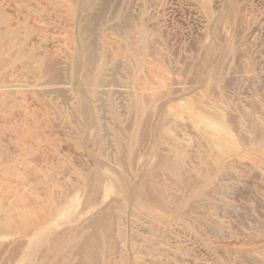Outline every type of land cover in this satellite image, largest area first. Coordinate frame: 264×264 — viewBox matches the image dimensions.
Masks as SVG:
<instances>
[{"label":"rangeland","instance_id":"obj_1","mask_svg":"<svg viewBox=\"0 0 264 264\" xmlns=\"http://www.w3.org/2000/svg\"><path fill=\"white\" fill-rule=\"evenodd\" d=\"M88 2L0 0V264H264V0Z\"/></svg>","mask_w":264,"mask_h":264},{"label":"bare ground","instance_id":"obj_2","mask_svg":"<svg viewBox=\"0 0 264 264\" xmlns=\"http://www.w3.org/2000/svg\"><path fill=\"white\" fill-rule=\"evenodd\" d=\"M47 1H48V4H55V3L59 2V3L63 4V5H65L67 7L69 15H71L77 21V24H79V25L85 24V22L82 19H80L78 16H76V14L78 13V11L80 9H84L83 6L88 4L89 3L88 1H91V0H87V2H82L81 0H47ZM107 4L109 5V3H107ZM1 6L2 5L0 4V8H1ZM6 18L8 19L7 15L5 17L0 11V25L6 23L4 25V26H6V31L5 32L4 31L0 32V40H2V41L3 40L7 41V38L10 36L11 33H13L12 29L7 27V19ZM5 44H8V42H6ZM12 49H13V47L10 48V50H12ZM2 53L3 52H2V47H1L0 48V54H2ZM119 53L120 54H118V55H123L125 52H124V50H122V51L120 50ZM38 70H39L40 73H42L44 71V63L42 61H40L38 63ZM81 94H83V93H81ZM90 131H92V130H90ZM100 183H101V180L99 181V185H98V187L101 189ZM114 187L118 188L116 185ZM121 187H122V185H121ZM124 190H126V189H124ZM147 190L150 191V192H154L155 193V194H153L154 198H152V200H151L152 202H154V204L164 203V204L167 205V203H169V201H166L165 198L162 195H159V193H157L155 190H153L151 188H148V187H147ZM131 192H132V190H131ZM129 200H130L129 204L137 205L138 209L141 210L142 212L151 214L154 205L142 203L141 206L139 207L140 201H145L147 199L140 200L139 198H137V196L133 195L132 199H129ZM157 200H159V202H155ZM160 201H162V202H160ZM20 216H22L21 217L22 220H20L19 225H16L12 221H8L6 224L1 225V227L5 228V229H8V230H10L11 232H13L15 234L17 233L18 235H24V236L29 235L32 232V229L34 228L36 223H38L39 219L38 220H33L30 217H28L27 215H20ZM40 221L44 225L49 222L48 221V217L46 215L41 216ZM72 231L73 230H68L67 231V236H66V238H64L62 240V244L65 245V247H68L67 250L69 249L70 253L72 251H74L78 246L81 245L83 249L82 250L80 249V256H79L81 258L80 264H90L89 261H90L91 257H94V254L92 253V249L90 248L89 245L86 246V244H84L86 242H79V243H76V241L72 242V240L77 237V236H74ZM42 233H43L42 235L44 236V232H42ZM56 239L57 238H51V239L47 240L46 243H44V241L43 242L40 241L39 250H42L43 248H45L46 251L54 250V252H55L56 250H58L61 247V245H60L61 243L58 240H56ZM113 249H115V247H113V245H112L110 250L112 251Z\"/></svg>","mask_w":264,"mask_h":264}]
</instances>
